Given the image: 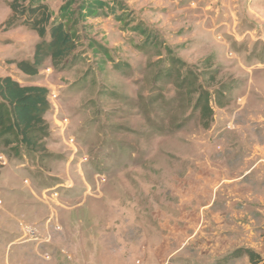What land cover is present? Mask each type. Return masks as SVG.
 <instances>
[{
    "label": "rangeland",
    "instance_id": "374dc122",
    "mask_svg": "<svg viewBox=\"0 0 264 264\" xmlns=\"http://www.w3.org/2000/svg\"><path fill=\"white\" fill-rule=\"evenodd\" d=\"M10 1L0 0V74L40 41L22 19L3 25ZM40 2L75 50L36 79L59 95L45 150L0 143L10 158L0 166V264H251L228 258L238 248L264 259L254 175L243 191L251 202L228 199L222 184L182 192L180 181L190 163L214 165L222 179L264 143V0ZM202 92L213 111L206 128ZM55 188L57 198L43 196Z\"/></svg>",
    "mask_w": 264,
    "mask_h": 264
},
{
    "label": "trees",
    "instance_id": "16d2710c",
    "mask_svg": "<svg viewBox=\"0 0 264 264\" xmlns=\"http://www.w3.org/2000/svg\"><path fill=\"white\" fill-rule=\"evenodd\" d=\"M35 2L21 6L17 0L10 1L11 12L3 23L12 28L22 19L24 26L40 39L34 47L32 60L13 61L17 70L26 76H36L48 62L54 69L64 68L65 60L75 50V43L63 22L52 19L47 6L40 0ZM48 95L45 87L25 86L9 76L0 77V143L4 148L16 153L45 150L44 141L50 133L44 118L50 110ZM195 108L200 109L202 124L208 127L207 120L213 113L208 93L199 94ZM241 255L247 256L251 264H264V259L250 249L238 248L228 258Z\"/></svg>",
    "mask_w": 264,
    "mask_h": 264
},
{
    "label": "crops",
    "instance_id": "0c3cea01",
    "mask_svg": "<svg viewBox=\"0 0 264 264\" xmlns=\"http://www.w3.org/2000/svg\"><path fill=\"white\" fill-rule=\"evenodd\" d=\"M207 8V7H206ZM205 8V9H206ZM236 15V14H235ZM238 21V19H237ZM238 24V22H237ZM259 32L263 30L262 24H259ZM264 35V32L262 33ZM39 42V41H38ZM34 43L32 47V53L29 57L23 58L21 60H32L33 56V51L35 45L38 43ZM20 61V60H19ZM11 64H13V61H11ZM14 65V64H13ZM15 70L13 73H2L0 74V77H5L9 76L16 80L19 84L25 85V86H42L45 87L49 94H50V89L46 85H42L36 81V79H39L42 77V71H40L36 76H26L22 74L20 71L17 70L16 66L14 65ZM29 80V81H26ZM49 104H50V110L45 114L44 118L47 122V118L50 117L53 118V109L51 107V101L48 99ZM53 113V114H52ZM55 117V116H54ZM49 123V121H48ZM239 149L237 148L236 152L239 153ZM27 160V159H26ZM189 160H195V158H189ZM236 159H231L230 162H235ZM196 161V160H195ZM193 165L196 167H199V169H194L191 168L190 166ZM208 168L205 169H200L201 164H188L186 168H182L181 170V179L179 182L181 185H185L186 187L182 192L186 193H191L193 192V189H196L198 186L204 187V186H209V187H215L218 188L221 184L224 185L225 191L227 190L229 194H231V198L228 197L230 200H236V201H243V200H248V194L244 195L245 193L243 192L245 187H246V179L247 177L252 178V175H254V178L251 179L253 180L252 182L259 181V184L263 186L262 189H264V143L258 144L256 146V151L254 154H252V157L249 159L248 162L245 163L244 168L240 167V163L238 162L236 164V169L234 170H229L228 167L224 168V172L222 174V179L219 177L221 175H218V170L214 165L207 164ZM232 169V168H231ZM205 172V173H204ZM257 178V179H256ZM65 184L67 181H63ZM227 193V194H228ZM193 198V195L189 196L188 199ZM255 196H251L249 198L251 202L254 200ZM231 202L228 203L230 205Z\"/></svg>",
    "mask_w": 264,
    "mask_h": 264
},
{
    "label": "built area",
    "instance_id": "2783aa9c",
    "mask_svg": "<svg viewBox=\"0 0 264 264\" xmlns=\"http://www.w3.org/2000/svg\"><path fill=\"white\" fill-rule=\"evenodd\" d=\"M48 99L52 102H54V101H57L58 99H59V95H58V93L56 92V91H52V92H50V94L48 95ZM51 107H52V109H53V113H54V116H56L57 117V114H58V112H59V109H58V107H57V105H55V106H53V105H51ZM62 123H63V125H64V128L67 126V124H68V119L66 118V117H62ZM68 143L70 144V146H72L73 148H72V151H71V156H72V158H71V160H73V157L75 156V153H77L76 152V142H75V138H73V137H69L68 138ZM88 158H87V156H84V158L82 159V161H83V163H87L88 161ZM27 161V160H26ZM9 163H10V160H9V158L4 154V153H2V152H0V166L1 167H7L8 165H9ZM22 164H20V166H21ZM26 164H23V166H22V168H24V166H25ZM98 176V178H100V180L103 178L102 177V175H97ZM103 181V180H102ZM23 183L24 184H28V181L26 180V179H24V181H23ZM65 186V185H64ZM66 187V186H65ZM42 194H43V196H45L46 194H48V196H50L51 198L53 197V198H57L58 197V192H57V188H55V189H48V190H44L43 192H42ZM2 207H3V202L0 200V209H2ZM28 234L32 237V239H38V237H37V235H36V233H35V230H30L29 232H28Z\"/></svg>",
    "mask_w": 264,
    "mask_h": 264
}]
</instances>
